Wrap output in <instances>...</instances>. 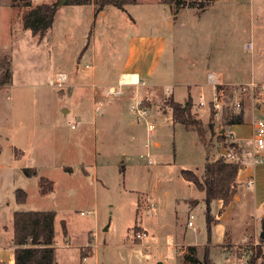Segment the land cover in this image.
Returning a JSON list of instances; mask_svg holds the SVG:
<instances>
[{
  "label": "rangeland",
  "instance_id": "1",
  "mask_svg": "<svg viewBox=\"0 0 264 264\" xmlns=\"http://www.w3.org/2000/svg\"><path fill=\"white\" fill-rule=\"evenodd\" d=\"M27 1L0 0V76L9 61L12 71L11 82L0 87L4 223L12 234L9 206L55 210L59 264H80V247L88 243L96 246L89 264H188L190 245L178 239L205 243L209 233L206 193L182 169L203 178L208 160L228 149L240 152L239 142L253 144V121L264 118L258 87L264 81V0H184L178 10L164 0H138L124 8L107 4L101 10L95 0L84 5L30 0V6ZM57 1L54 23L42 39L24 28L23 15L31 7ZM142 35L166 40L153 73L143 86L118 83L136 47L133 40ZM150 49L147 61L154 55ZM211 70L222 72L227 83L217 116L207 103ZM51 79L63 83L52 85ZM252 82L257 87L244 92ZM110 85L115 87L109 90ZM239 96L240 110L233 105ZM170 97L183 104L191 100L208 146L196 130L173 119ZM139 100L144 111L132 108ZM240 111L243 122L230 124ZM24 167L38 174L28 176ZM41 177L53 181L46 194ZM43 185L49 188L48 181ZM16 188L27 192L25 203H16ZM236 207L233 226L241 238L253 228L254 216L245 203ZM144 230L147 235L137 239ZM1 232L0 226V239ZM168 234L177 237L173 249ZM66 241L71 245L61 247ZM88 248L93 247L81 252ZM203 251L197 250L200 257Z\"/></svg>",
  "mask_w": 264,
  "mask_h": 264
},
{
  "label": "trees",
  "instance_id": "2",
  "mask_svg": "<svg viewBox=\"0 0 264 264\" xmlns=\"http://www.w3.org/2000/svg\"><path fill=\"white\" fill-rule=\"evenodd\" d=\"M138 0H95L96 7L102 9L107 4H113L119 8H124L127 4L136 3ZM170 4L171 9L178 10V6L185 5L184 0H164ZM89 0H67L68 4L84 5ZM27 6L31 5L30 0ZM59 6L57 2H42L35 7H31L23 15V26L29 29L34 35L43 38L46 31L53 25L55 15ZM176 8V9H175ZM176 12V11H175ZM89 43L86 44V47ZM85 47V48H86ZM9 61V60H8ZM10 65V61L8 62ZM7 66L2 76H0V87L9 84L12 80V71ZM173 119L184 124L187 128L194 129L198 132L201 141L208 146L205 138L206 130L203 128L201 121L197 120L191 113V100L186 108L184 104L170 97ZM243 108V107H242ZM212 113V111H211ZM244 111L234 114L229 120L230 124L241 123L244 120ZM212 118V117H211ZM213 129L212 120L209 123ZM241 168L240 163L229 162L226 156L220 154L219 157L208 160L205 163L204 175L201 178L196 172L190 169H182V176L193 182L200 190L205 191L206 202V219L208 233L210 235L214 217L211 213V202L215 199H221L225 204L232 201L237 194V176ZM28 176L38 174L35 167H24ZM49 182V188L45 189L43 183ZM41 193L46 194L53 189V181L46 177L40 178ZM15 201L23 204L27 201V192L22 188L15 189ZM55 217L56 211L47 210H16L13 216L14 234L13 244L15 254V264H56L55 251ZM64 231H67L64 225ZM87 252H81V258L92 256ZM189 251L184 255L185 262L188 264H214L209 253V247L206 245L202 256L200 257L195 245L189 246ZM263 256L262 248L258 245L248 259V264H264L261 257Z\"/></svg>",
  "mask_w": 264,
  "mask_h": 264
},
{
  "label": "crops",
  "instance_id": "3",
  "mask_svg": "<svg viewBox=\"0 0 264 264\" xmlns=\"http://www.w3.org/2000/svg\"><path fill=\"white\" fill-rule=\"evenodd\" d=\"M95 8V7H94ZM134 42L137 41L136 47H132V52L129 58L126 59V63L120 69L118 75V83L123 78V75L136 74L138 83L145 84V79L151 77L153 73V69L156 66V59L159 54L162 52L164 46L166 45V40L164 37H159L154 39L153 37H149L148 35H142L139 38H135ZM142 46L140 50V55H137V48ZM149 51L150 48H154L153 58L149 57V60H145L144 54H147L145 49ZM204 85V84H203ZM115 86L110 85L109 90L114 88ZM176 100V99H175ZM178 101V100H177ZM158 144V142L156 143ZM240 153L244 158V163L242 164L238 176H237V194L234 199L230 201L228 204H225L221 199H215L211 202V213L214 217V221L211 227L210 235H208L207 242H198L194 244H186L181 239V244L184 245H195L197 250H200L202 247L204 248L206 245L209 247V253L212 257L214 264H241V251L238 246L241 243H253L259 242V246L262 248L263 256L261 260L264 262V239L260 237L262 230L264 229V163L263 164H252V143H241L239 142ZM252 178L254 183L252 186H247V180ZM15 189H13L14 192ZM0 191H2L0 189ZM5 198L8 199V193L4 192ZM245 203L246 206L250 208L251 212L254 216V224L253 228L242 235L241 238H238V231L234 229L233 223L235 219L239 216L236 211L238 208L237 204ZM216 204V212L215 214L212 212L213 206ZM233 206V207H232ZM233 208V209H232ZM16 208L14 206H9V214L8 219H13L14 212ZM240 212V211H239ZM0 226L3 237L0 239V264H15V254H14V244H13V233L11 234L9 225H7L5 220L3 219V215H6V212L1 214ZM222 222V225H221ZM224 222V225H223ZM55 226V222H54ZM216 227H220L218 229L217 237L216 235ZM198 230V229H197ZM145 231V230H144ZM10 232V233H9ZM146 232V231H145ZM9 233V234H8ZM147 233V232H146ZM168 241L171 243H175L177 237L172 234H168ZM170 237L172 239H170ZM171 240V241H170ZM57 238L55 234V247L58 246ZM67 243V241H66ZM180 243V242H179ZM71 244L66 245L65 243H61L60 246L63 248L69 247ZM90 245L93 248H96L95 244L88 243L82 245L80 247L78 253L79 263L81 264V248L83 246ZM59 247V246H58ZM170 248V247H169ZM186 250H181V253H185ZM182 254V261H183ZM90 257V261L93 257ZM59 264L58 260L57 263Z\"/></svg>",
  "mask_w": 264,
  "mask_h": 264
},
{
  "label": "built area",
  "instance_id": "4",
  "mask_svg": "<svg viewBox=\"0 0 264 264\" xmlns=\"http://www.w3.org/2000/svg\"><path fill=\"white\" fill-rule=\"evenodd\" d=\"M207 83L208 85L212 88V94L209 97V100L207 103L211 104L212 109L214 110L215 116L219 114V111L222 109L223 103H224V97L226 95V86L227 83L224 79V75L222 72L219 71H208L207 73ZM59 84L63 83L61 79H58L57 82L54 81L53 79L50 80V84ZM121 84H128L126 82H123L122 79L120 81ZM138 83V79H137ZM132 84V83H131ZM135 84V83H133ZM254 87H257V85L252 82V83H247L244 85L243 90L244 92L247 89H252ZM259 91L260 93L264 96V81L260 83ZM246 94V93H243ZM202 96L204 95L203 93L201 94ZM243 99L239 96L237 97L233 105L236 109L240 110L243 104ZM201 105H205L206 102L204 103L203 101L200 102ZM132 108L137 110L138 112L144 111L146 107L142 106V101L139 100L135 105H132ZM74 126V125H73ZM154 128V125L150 124L149 129L152 130ZM253 144H252V164H263L264 163V118H257L254 119L253 121ZM226 159L229 162H236L240 163L241 166L244 163V158L241 155L239 151H236L233 149H228L227 153L225 154ZM254 183V180L252 178L247 180V186H252ZM194 216L191 215V218ZM188 225L191 226L194 230H197V227L195 226L194 222L192 220L188 221ZM147 233L144 232H138L136 234L137 239L142 240L144 236H146ZM259 242H253V243H241L238 248H240V251L242 253L241 258H240V263L241 264H248V259L250 255L253 253V251L256 249V247L259 245ZM66 245H69L67 242ZM170 247L173 245V243L168 244ZM173 249V247H171ZM170 248V249H171ZM81 263L82 264H89L90 263V256H84L81 258Z\"/></svg>",
  "mask_w": 264,
  "mask_h": 264
},
{
  "label": "bare ground",
  "instance_id": "5",
  "mask_svg": "<svg viewBox=\"0 0 264 264\" xmlns=\"http://www.w3.org/2000/svg\"><path fill=\"white\" fill-rule=\"evenodd\" d=\"M62 75V74H61ZM62 77V76H61ZM122 81L123 82H126L128 84H131V83H137V75L136 74H130V75H123V78H122ZM170 239H172L170 237ZM171 241V240H170ZM171 243V242H170Z\"/></svg>",
  "mask_w": 264,
  "mask_h": 264
},
{
  "label": "water",
  "instance_id": "6",
  "mask_svg": "<svg viewBox=\"0 0 264 264\" xmlns=\"http://www.w3.org/2000/svg\"><path fill=\"white\" fill-rule=\"evenodd\" d=\"M67 0H62L61 4H64ZM188 105V102L186 101L185 104H184V108H186ZM227 152V151H226ZM225 152V154H226ZM260 237L264 239V229L262 230L261 234H260Z\"/></svg>",
  "mask_w": 264,
  "mask_h": 264
}]
</instances>
